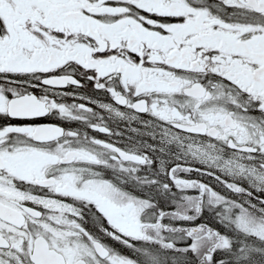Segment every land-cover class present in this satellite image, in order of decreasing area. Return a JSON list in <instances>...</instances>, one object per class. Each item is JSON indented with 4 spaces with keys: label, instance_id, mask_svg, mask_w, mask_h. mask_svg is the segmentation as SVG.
Instances as JSON below:
<instances>
[{
    "label": "snow or ice",
    "instance_id": "obj_1",
    "mask_svg": "<svg viewBox=\"0 0 264 264\" xmlns=\"http://www.w3.org/2000/svg\"><path fill=\"white\" fill-rule=\"evenodd\" d=\"M0 264H264V0H0Z\"/></svg>",
    "mask_w": 264,
    "mask_h": 264
}]
</instances>
